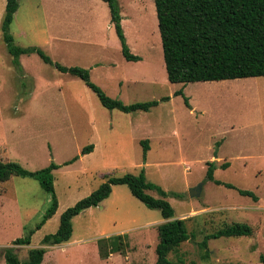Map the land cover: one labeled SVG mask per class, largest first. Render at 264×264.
Returning <instances> with one entry per match:
<instances>
[{
  "label": "rangeland",
  "instance_id": "obj_1",
  "mask_svg": "<svg viewBox=\"0 0 264 264\" xmlns=\"http://www.w3.org/2000/svg\"><path fill=\"white\" fill-rule=\"evenodd\" d=\"M117 4L126 43L138 61L123 57L102 0H19L9 32L18 46L38 47L54 62L88 69L93 83L125 104L158 100L148 111L103 107L81 79L36 52L19 56L18 72L0 28V159L31 171L58 165L57 209L32 233L52 195L31 177L0 183V264H7V247L27 260L28 250L56 231L60 214L108 176L141 168L148 182L167 192L173 218L186 219L189 239L169 254L176 264H264V76L171 83L154 0ZM4 7L0 0V27ZM90 144L94 150L83 155ZM211 161L214 180L206 178ZM199 184L200 196L190 197L189 189ZM238 189L252 191L258 201ZM146 192L160 197L156 189ZM164 221L126 185L114 186L108 198L72 219L68 242L45 246L41 264H155L157 225ZM233 223L247 224L252 234L210 238L207 248L200 247L206 235ZM117 234L124 235L123 252L100 258L97 238ZM24 236L29 244H13Z\"/></svg>",
  "mask_w": 264,
  "mask_h": 264
},
{
  "label": "trees",
  "instance_id": "obj_2",
  "mask_svg": "<svg viewBox=\"0 0 264 264\" xmlns=\"http://www.w3.org/2000/svg\"><path fill=\"white\" fill-rule=\"evenodd\" d=\"M107 3L110 22L118 37L121 53L128 61H138L141 57L131 51L121 26L122 16L117 0H102ZM19 0H5L4 13L1 21L3 41L13 56L12 63L18 72L21 71L19 56L36 52L44 62L53 64L62 73H69L81 79L94 92L99 103L109 110L129 113L148 111L158 104V100L125 104L117 98L107 95L90 79L88 69L79 66H64L52 59L38 47H21L14 43L9 32L18 8ZM157 25L160 34L162 52L167 79L171 83H188L199 81H220L239 78L264 76V0H154ZM182 94L181 91L176 92ZM184 101L188 104L187 97ZM168 97H163L165 101ZM142 157L145 160L149 149L148 140L141 141ZM93 150V145L85 146L82 154ZM75 156L73 159H76ZM70 162V161H69ZM68 161L65 164L69 163ZM223 168L228 162L221 164ZM58 168L54 162L38 170H28L16 161L0 159V183L11 176L31 177L39 181L44 191L51 194V204L37 223L40 228L57 209L54 194L53 171ZM214 163L208 162L206 178L214 180ZM217 184L233 188L230 183L215 180ZM114 185H126L130 193L146 207L158 209L165 221L157 225L158 242L155 248V264H176L169 254L176 251L184 241L189 239L185 218H173L174 211L166 200L167 192L147 181L143 168L137 174L125 173L121 176H108L89 195L67 207L59 217V224L54 233L45 234L41 246L28 250V257L20 261L12 247L5 248L4 256L7 264H41L47 245H59L70 240L73 226L72 218L87 208L97 206L108 198ZM156 189L160 197H153L147 190ZM239 193L258 200L255 193L246 189H238ZM252 229L243 223L227 224L215 232L206 235L200 244L207 248L210 238L222 236H250ZM118 239V242H117ZM100 258L106 259L114 252L125 249L124 235L100 237L97 239ZM29 236L17 238L13 244L27 245ZM205 256L209 254L205 250ZM262 261L264 259L262 258Z\"/></svg>",
  "mask_w": 264,
  "mask_h": 264
},
{
  "label": "water",
  "instance_id": "obj_3",
  "mask_svg": "<svg viewBox=\"0 0 264 264\" xmlns=\"http://www.w3.org/2000/svg\"><path fill=\"white\" fill-rule=\"evenodd\" d=\"M202 191V184H199L191 189H189V196L190 197H199Z\"/></svg>",
  "mask_w": 264,
  "mask_h": 264
},
{
  "label": "crops",
  "instance_id": "obj_4",
  "mask_svg": "<svg viewBox=\"0 0 264 264\" xmlns=\"http://www.w3.org/2000/svg\"><path fill=\"white\" fill-rule=\"evenodd\" d=\"M249 78H250V77H249ZM239 79H240V78H239ZM94 147H95V146L93 145V150H94ZM93 150H92V151H93ZM92 151H91V152H92ZM89 153H90V152H89ZM86 154H87V153H86ZM83 155H84V154H83ZM146 155H147V154H146ZM145 159H146V160H144V161H145L144 164L146 165V162L149 161V160H148V157H147V158L145 157ZM213 175H214V173H213ZM114 186H118V185H114ZM114 186H113V187H114ZM113 187H112V188H113ZM111 193H112V192H111ZM109 196H110V195H109ZM132 196H133V195H132ZM257 201H258V200H257ZM73 218H74V217H73ZM73 218H72V219H73ZM72 226H73V224H72ZM72 232H73V231H72ZM107 236H110V235H107ZM101 237H106V236H101ZM98 238H100V236H99ZM98 238H97V239H98ZM67 242H68V241H67ZM96 243H97V242H96ZM110 255H111V254H110Z\"/></svg>",
  "mask_w": 264,
  "mask_h": 264
}]
</instances>
